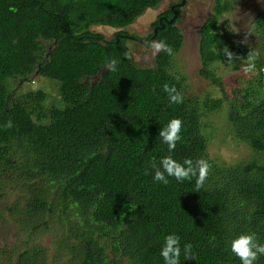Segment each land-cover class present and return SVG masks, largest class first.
Listing matches in <instances>:
<instances>
[{"label": "trees", "instance_id": "obj_1", "mask_svg": "<svg viewBox=\"0 0 264 264\" xmlns=\"http://www.w3.org/2000/svg\"><path fill=\"white\" fill-rule=\"evenodd\" d=\"M162 1L0 0V200L17 193L7 213L26 245L18 254L1 247L0 264H47L48 249L34 243L46 234L55 237L54 264H164L160 251L170 234L180 237L181 264H241L230 251L233 239L254 232L264 243V72L245 78L229 100L215 68L226 64L225 47L243 59L259 50L257 69L264 68V6L252 23L254 45L246 48L227 38L219 21L235 0H216L200 27L198 74L223 98H201L174 69L183 45L178 10L153 39L171 46L172 56L161 52L150 67L124 58L131 57V39L121 36L135 38L127 28ZM95 26L118 36L104 41ZM112 58L121 61L114 73L105 69ZM34 76L58 83L55 103L43 90L5 85ZM164 84L181 91L183 103L170 104ZM222 110L232 139L251 151L245 160L219 163L207 152L203 118ZM174 118L183 127L173 158L211 165L198 193L195 178L167 177L166 185L153 179L152 162L169 155L159 131ZM185 244L195 260H184Z\"/></svg>", "mask_w": 264, "mask_h": 264}, {"label": "rangeland", "instance_id": "obj_2", "mask_svg": "<svg viewBox=\"0 0 264 264\" xmlns=\"http://www.w3.org/2000/svg\"><path fill=\"white\" fill-rule=\"evenodd\" d=\"M179 2L180 0H163L156 8L148 9L138 17L127 28V32L137 35L135 38L138 36L146 38L151 33V25L158 16L166 12L171 5ZM215 4L216 0H187L185 5L180 8L181 16L176 23V27L183 36V45L176 56L174 69L186 76L188 93L201 98L206 96L223 98L219 88L198 74L201 67L198 53L200 27L207 18L213 15ZM263 6L264 0H235L230 10L219 18L226 29V37L239 42L243 47H252L255 41L251 31L252 23ZM91 31L103 35L108 40L112 39L115 34V30L104 26L92 27ZM245 40L247 43H243ZM126 46L130 48L131 60L136 66H153L155 56L152 55V51L147 45L127 40ZM239 67L240 65L237 63L234 66L227 64H224L223 67L221 64L215 66L217 73L222 78L223 91L229 100L235 96L237 89L242 88L245 83L244 79L248 77L238 69ZM33 79V82L24 83H20L19 79H8L5 85L9 91L13 89H18V92L21 90H43L47 93V102L55 103L58 98V83L41 76H34ZM227 104L228 101H224L222 107L224 108ZM203 124H205L204 133L209 140L207 152L212 159L228 164L249 157L251 151L244 144L237 143L232 139L224 110L205 116ZM16 196V192H10L8 196L0 200V248H8L14 254L22 252L26 246L18 226L14 224L7 213V208L15 201ZM54 240L55 237L52 234H46L41 239L34 241L48 249L47 255L50 262L47 264H54L51 262L55 248Z\"/></svg>", "mask_w": 264, "mask_h": 264}, {"label": "clouds", "instance_id": "obj_3", "mask_svg": "<svg viewBox=\"0 0 264 264\" xmlns=\"http://www.w3.org/2000/svg\"><path fill=\"white\" fill-rule=\"evenodd\" d=\"M243 43H247V41L245 40ZM147 47L151 49L153 56L161 52L169 56L173 55L172 47L167 45L163 40H153L151 43L147 44ZM222 55L226 57V64L230 66H234L235 61L240 60L242 62L240 70L246 76L256 75L258 72H264V68L257 69L256 61L260 57V51L257 49H251V51L248 52L246 59L232 53L227 47L223 49ZM124 58L130 59L131 57L125 54ZM120 63L121 61L119 59L112 58L105 64V69L108 72L114 73L118 70V65ZM220 64L221 67L224 66L221 61ZM163 91L167 94L170 104L178 105L183 103V93L174 85L170 86L164 84ZM13 126L11 120H8L4 125L6 129H11ZM182 127V120L174 118L171 119L164 128L160 129L159 138H161L162 142L167 145L169 155L164 156L159 161V164L152 162L151 167L154 171L153 179L154 181L162 182L166 185L169 183L167 177H172L177 182L192 181L193 178H195V193H198L206 185L211 171V165L204 158L195 161L192 159H185L183 163H180L173 158L171 153L175 151L177 143L182 139ZM212 239L214 240L215 238L213 237ZM230 251L239 258L241 264H256L259 258L264 256V243L258 241L254 232H248L239 235L231 241ZM181 254L182 249L180 246V237L175 234L167 235L164 238V244L160 251V256L162 257L164 264H181ZM183 256L185 261L196 259L191 244H185L183 246Z\"/></svg>", "mask_w": 264, "mask_h": 264}, {"label": "water", "instance_id": "obj_4", "mask_svg": "<svg viewBox=\"0 0 264 264\" xmlns=\"http://www.w3.org/2000/svg\"><path fill=\"white\" fill-rule=\"evenodd\" d=\"M184 3H185V0H182L180 4H178V5H174V6L172 7V10H173V16H172V18H171L170 20H168V21L163 22V23H162L161 21H159V25H157V26L153 29V35H152V37L149 38L147 41H142V40H140V39H135V38H133V37H129V36H128V37H127V36H121V37H124V38H127V39H131V40H134V41H138V42H140V43H142V44H144V45H147V44L151 43V41H153V39L155 38V36H156V34H157V31L163 29L164 24H168V25H170V24H172V23L174 22V20H175L176 17H177L176 9H177L178 7H182V6L184 5ZM40 7H41V5H40ZM36 74H37V73H36ZM36 74H35V75H36Z\"/></svg>", "mask_w": 264, "mask_h": 264}, {"label": "flooded vegetation", "instance_id": "obj_5", "mask_svg": "<svg viewBox=\"0 0 264 264\" xmlns=\"http://www.w3.org/2000/svg\"><path fill=\"white\" fill-rule=\"evenodd\" d=\"M181 1H182V0H180L179 3L174 4V5H178V4H180ZM186 2H187V0H185V3H186ZM185 3H184V5H185ZM174 5H171V6L169 7V11H171L172 13H173L172 7H173ZM184 5H183V6H184ZM180 8H181V7H178L176 10L179 11V14H180V16H181ZM159 16H160V17H159ZM159 16H158L159 18H157V20H158L157 22H158V23H159V21H161V22L163 23V22L168 21V20H170V19L172 18V17H167V16H165V15H162V16H161V14H160ZM179 19H180V17L178 18L177 22L179 21ZM175 20H176V19H175ZM152 31H153V30H152ZM116 36H118L117 33H115V34L113 35V38L116 39ZM103 40H104V41H109V40L106 39L105 37H104ZM110 40H112V39H110Z\"/></svg>", "mask_w": 264, "mask_h": 264}]
</instances>
